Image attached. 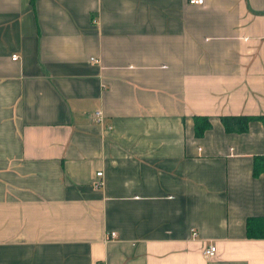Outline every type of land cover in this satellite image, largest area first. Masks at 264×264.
Listing matches in <instances>:
<instances>
[{
  "label": "crops",
  "instance_id": "obj_1",
  "mask_svg": "<svg viewBox=\"0 0 264 264\" xmlns=\"http://www.w3.org/2000/svg\"><path fill=\"white\" fill-rule=\"evenodd\" d=\"M251 215L264 0H0V264H264Z\"/></svg>",
  "mask_w": 264,
  "mask_h": 264
},
{
  "label": "trees",
  "instance_id": "obj_2",
  "mask_svg": "<svg viewBox=\"0 0 264 264\" xmlns=\"http://www.w3.org/2000/svg\"><path fill=\"white\" fill-rule=\"evenodd\" d=\"M256 118V115L253 114H232V115H222L221 121L226 129L229 132L238 131L243 132L247 131L250 120ZM211 118L209 115H194V130L196 136L204 135L207 128L211 126ZM261 157L257 156L254 161L253 171L255 174H258L260 171L257 167L258 160ZM246 229L248 237H264V215H251L247 218Z\"/></svg>",
  "mask_w": 264,
  "mask_h": 264
},
{
  "label": "built area",
  "instance_id": "obj_3",
  "mask_svg": "<svg viewBox=\"0 0 264 264\" xmlns=\"http://www.w3.org/2000/svg\"><path fill=\"white\" fill-rule=\"evenodd\" d=\"M189 1L192 3H200V2H203L204 0H189ZM17 57H18L17 53H14L12 56V58H17ZM95 60H96V58H95ZM97 114H100V112L97 111ZM102 173L103 172L101 170L96 172V175L98 178L93 181V186L95 188H100L103 185V181L100 178ZM216 248H217L216 245H214L213 243L208 244V246L204 249L205 256L208 257L209 255H213L216 251Z\"/></svg>",
  "mask_w": 264,
  "mask_h": 264
}]
</instances>
